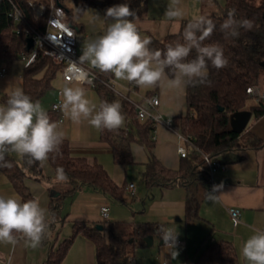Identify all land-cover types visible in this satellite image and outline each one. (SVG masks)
I'll return each mask as SVG.
<instances>
[{
	"label": "trees",
	"instance_id": "1",
	"mask_svg": "<svg viewBox=\"0 0 264 264\" xmlns=\"http://www.w3.org/2000/svg\"><path fill=\"white\" fill-rule=\"evenodd\" d=\"M12 1L20 7L30 25L43 31L46 29L49 9L42 16L36 17L29 0ZM74 1L76 10L69 9L63 0L60 4L66 10V20L76 28L81 26L79 19L88 7L99 9L106 25L112 23L110 18H105L106 9L111 6L129 4L136 11V16L131 18L133 21L147 11L146 0ZM233 9L236 19L252 21L251 29L240 28V35L236 38L226 37L220 30V25L227 18L228 12ZM11 12V1L0 0V59L7 61L29 54L26 48L27 23L24 20L16 21ZM206 17L213 20L216 29L203 43L219 45L228 59V64L225 68L216 69L209 61L207 82L195 86L186 85L188 111L185 115L173 117L174 126L182 133L190 135L198 149H192L186 157H183L178 169L165 166L152 152L154 140L151 136L154 126L151 120L137 118L135 107L118 98L107 87L97 84L94 88L100 98L99 105L105 101H119L125 116L121 128L112 131L100 130V139L111 147L115 163L120 165L132 163L133 145L136 143L146 145L151 151L144 171L145 185L147 187L183 186L187 191L185 210L187 219L197 215L199 203L194 193L197 185L210 180L204 154L220 160H228L238 148L264 144V138L255 136L251 131L245 129L237 132L232 127L234 115L245 111L249 99L253 102L248 111L256 118L264 116V102H256L247 92L249 86H259L260 71L264 68V0H225L218 11ZM191 20H183L177 32L168 33L162 38L149 33L148 37L152 40L150 47L163 52L168 45H174L177 41L183 42V29ZM196 56L197 52L193 49L186 62L195 59ZM61 71L62 66L40 50L35 60L24 67V92L34 101L40 102L42 97L54 87V81ZM167 72L172 77V70L169 69ZM131 84L136 87L134 83ZM45 111L51 121L58 122L60 117L58 111L52 109ZM6 159L11 163V167H0V170L12 182L20 200L33 199L34 194L29 180L46 177L42 163H29V158L26 156L17 160L7 155ZM47 161L55 173L58 167H62L69 177L68 182H62L64 185L58 190H51L49 221H55L60 217L66 197L78 191L84 184H90L116 201L123 200L125 186L115 182L101 163L89 162L84 156H74L67 138L64 137L59 152L51 153ZM99 224L102 225V229L84 221H75L72 234L64 238L56 248H50L44 264H62L77 235L87 237L94 243L97 264H136L132 253L136 247L146 243V237L151 231L150 225L132 227L127 221H104ZM15 235L16 239L22 236L18 233ZM208 250L204 264H237L236 252L230 242L213 243Z\"/></svg>",
	"mask_w": 264,
	"mask_h": 264
},
{
	"label": "crops",
	"instance_id": "2",
	"mask_svg": "<svg viewBox=\"0 0 264 264\" xmlns=\"http://www.w3.org/2000/svg\"><path fill=\"white\" fill-rule=\"evenodd\" d=\"M29 1L44 4L50 2V0ZM146 3V13L133 22L142 37H148L150 33L162 38L168 33L177 32L183 20L201 15L207 16L218 11L225 0H179L178 7L184 15L182 18L174 19H169L165 15L171 0H146ZM86 9L79 19L81 26L76 29V32H82L83 37H89L93 32L89 27L90 21L85 18ZM103 24L107 28L104 17ZM76 48L82 53L81 44H76ZM2 67H6L7 71L0 79V105L6 103L13 87L18 86L24 90L25 55L9 61L0 59V70ZM56 81L52 103L57 97V90L68 83L63 80L61 74L54 83ZM115 84L120 91L136 99L157 93L160 97L158 109L164 116L185 115L188 111L186 85L179 89L163 85L144 89L116 78ZM82 86L86 89L87 98L95 104L92 92L96 90L89 83ZM96 94L98 108L100 98L97 91ZM52 103L47 109H51ZM62 116L63 121L57 123L60 126L59 130L63 131L64 137L69 140L71 153L74 156H84L89 162L101 163L115 182L125 186L123 200L116 201L90 184H84L78 191L66 197L60 217L51 221L38 247L29 246L23 236L17 238L15 244L0 242V261L6 264H44L50 248H56L57 243L72 234L75 221H84L92 225L104 221H127L132 227L144 224L151 227L147 236L150 239L144 245L136 247L132 253L136 264H204L208 247L220 241L230 242L233 245L237 264H248L241 256L240 249L254 234V229H264V144L238 148L232 158L222 160L226 165L225 168L220 167L213 173L214 183L222 187L214 194L213 199H208L206 196L210 191V181L197 185L194 192L199 203L197 215L187 219L185 216L187 191L183 186L147 187L145 185L144 171L151 151L146 145L134 144V161L126 165L117 164L111 147L100 139V130L87 121L73 122L63 111ZM246 129L255 136L264 138V116L255 117V121ZM152 139L154 140L152 152L155 156L165 166L178 169L183 160L178 147L184 142L173 130L165 126H158L155 138ZM191 150L189 148L188 153ZM7 155L17 160L22 158L15 152ZM42 167L46 177L30 179L29 185L34 198H38L40 206L46 210V218L50 219L51 190H58L64 184L56 181V173L47 160L42 163ZM131 183L136 185L133 193L128 190V185ZM0 195L20 200L12 182L2 170H0ZM102 206L109 208L107 219L101 214ZM231 207L239 209L238 218L230 214ZM160 228H172L177 232L175 248L164 245L158 232ZM62 264H97L94 243L87 237L77 235Z\"/></svg>",
	"mask_w": 264,
	"mask_h": 264
},
{
	"label": "clouds",
	"instance_id": "3",
	"mask_svg": "<svg viewBox=\"0 0 264 264\" xmlns=\"http://www.w3.org/2000/svg\"><path fill=\"white\" fill-rule=\"evenodd\" d=\"M179 0H171L165 10L169 19L182 18L184 13ZM63 10L55 8V16L62 17ZM136 11L129 4L121 3L106 9L105 18H110L103 34L87 41L78 62H71L66 69L68 83L62 88V100L58 107L73 122L87 121L98 130L109 131L121 128L125 122L119 101L92 103L82 86L91 83L85 63L101 73H111L117 80L134 83L144 89L167 86L179 89L187 84H203L209 75L208 62L216 69L225 68L228 59L217 44L203 42L208 39L216 24L206 16L194 17L183 29V42L168 45L165 51L152 49L150 37H142L133 22ZM49 23L60 25L55 19ZM63 26V25H61ZM252 21L236 19L235 10H230L220 25L226 37L236 38L239 29L250 30ZM68 35L73 33L68 31ZM195 59L186 62L192 50ZM172 70L170 78L167 70ZM57 122L51 121L39 101H34L21 87H13L6 103L0 105V167H11L6 159L10 152L29 158V163H43L51 153L59 152L64 139ZM69 177L62 167L56 169V181L67 183ZM222 185L214 186L206 198L213 199ZM46 210L38 198L26 201L0 195V242L15 244L16 235L21 234L29 246L38 247L49 227ZM240 249L248 264H264V229H254ZM164 245L175 248L177 232L172 228L158 229Z\"/></svg>",
	"mask_w": 264,
	"mask_h": 264
},
{
	"label": "built area",
	"instance_id": "4",
	"mask_svg": "<svg viewBox=\"0 0 264 264\" xmlns=\"http://www.w3.org/2000/svg\"><path fill=\"white\" fill-rule=\"evenodd\" d=\"M10 1L12 3L11 15L16 21L24 20L25 23H27L26 33L33 39V46L29 50V54L25 56V66L32 63L35 60L37 53L42 50L45 55H48L55 63H58L62 66L61 76L65 82H68L66 80V69L69 67V64L71 62H78L79 57L82 53H80L76 48V29L66 20V10L62 6V4H60L61 0H50V2L47 4L29 1V4L33 8L36 17L42 16L45 11L49 9L47 27L44 31L30 25L20 7L12 0ZM55 8L63 10L64 14L62 17L55 16ZM55 19H59L61 21V24L54 25L49 23L50 21H53ZM68 31H71L73 35L69 36ZM82 67H84L89 72V80L91 81V83L89 84H91L93 88H95L97 84H101L107 87L118 98L129 102L135 107L137 118H139L140 120H151L154 126V133L152 134L153 138H155L156 128L158 126H165L168 129L173 130L178 136V138H180L184 142V144L178 147V151L181 157H186L188 155L189 148L198 149V147L192 141L190 135H186L175 128L173 117L164 116L159 111L158 107L160 105V97L157 93H152L148 96H145L143 99L133 98L129 94L120 91L116 87L115 77L113 74L101 73L98 69L91 68V66L87 63L82 65ZM6 71L7 68L2 67V69L0 70V79L4 76ZM61 92L62 88H59L57 90L56 100L51 105L52 110L58 111L60 113L58 122L63 121L62 111L58 107L62 100ZM247 92L252 96V98L256 102H264V89L260 86H249L247 88ZM204 157L208 165V172L210 177L209 190L212 191L213 187L216 186L213 180V173L220 167L225 168L226 165L222 160L218 158H213L208 154H204ZM135 189V183H131L128 185V190L130 191V193L135 192ZM229 212L235 218H238L240 216V211L237 208L231 207L229 208ZM101 214L105 219H107L109 217V208L107 206H102ZM0 264L6 263L0 261Z\"/></svg>",
	"mask_w": 264,
	"mask_h": 264
},
{
	"label": "rangeland",
	"instance_id": "5",
	"mask_svg": "<svg viewBox=\"0 0 264 264\" xmlns=\"http://www.w3.org/2000/svg\"><path fill=\"white\" fill-rule=\"evenodd\" d=\"M43 1L48 2V0H43ZM63 3L66 4V6L69 9L76 10V8H75L76 5H75V1L74 0H63ZM85 18L90 21V26L89 27H91V30H93V32H92V34H90L89 37H83L84 35L82 34V32H80V31L77 32V34H76L77 44H81V46H84V44L87 41H89L91 39H94L95 37L103 34L104 31L106 30V27L103 24L102 14L96 8L88 7L86 9V12H85ZM55 84H57V81L54 83V86L55 87L53 89L49 90L42 97V99L40 101V104L45 109H47L50 106V104L52 103V97L54 95V90L56 88V85ZM258 84H259V86H261L262 88H264V68H262L261 71H260V76H259V82H258ZM119 87L121 89H123L120 85H119ZM92 93H93V96L95 98V104L97 105V103H98V96L96 94V91L93 90ZM252 102L253 101L251 99L248 100L245 110H248L249 109V106L251 105ZM254 121H255V116H253V114H252L249 122L247 123L246 128L247 127H250ZM63 234L64 233L62 232V234H61L62 235V238H63ZM57 245H58V243H57Z\"/></svg>",
	"mask_w": 264,
	"mask_h": 264
},
{
	"label": "water",
	"instance_id": "6",
	"mask_svg": "<svg viewBox=\"0 0 264 264\" xmlns=\"http://www.w3.org/2000/svg\"><path fill=\"white\" fill-rule=\"evenodd\" d=\"M75 29H77L75 27ZM27 50L29 51L33 46V39L31 36L27 37ZM252 116V113L248 110L240 111L234 115V118L232 120V127L237 132H242L246 129L247 123L249 122L250 118ZM96 227L99 229H102L101 224H96ZM150 238L146 237V241H148Z\"/></svg>",
	"mask_w": 264,
	"mask_h": 264
}]
</instances>
